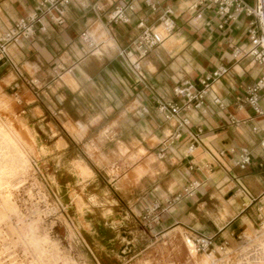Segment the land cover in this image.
Returning a JSON list of instances; mask_svg holds the SVG:
<instances>
[{
  "label": "crops",
  "instance_id": "1",
  "mask_svg": "<svg viewBox=\"0 0 264 264\" xmlns=\"http://www.w3.org/2000/svg\"><path fill=\"white\" fill-rule=\"evenodd\" d=\"M151 2L155 11L143 0H72L61 5L62 22L55 10L39 13L33 34L8 44L9 60L0 61V86L19 97L24 119L35 131L37 148L45 152L41 161L55 171L68 170L73 185L80 179L72 171L74 162L90 171L82 155L91 142L108 159L119 155L123 146L132 152L141 146L151 155L157 151L160 160L148 163V173L131 182L135 200L143 207L139 222L155 239L180 228L192 236L212 237L214 246L226 242L233 247L247 238L264 215L260 146L264 91L259 99L262 114L241 101L264 67L248 55L232 56L235 48L250 47L253 17L231 8L229 18L211 0ZM37 4L38 0H0V36L19 19L34 14ZM118 4L133 6L127 11L128 21L111 20ZM166 9L173 22L170 32L163 30L158 19ZM139 22L162 37L141 60V81L120 57L121 50L131 47L140 35ZM83 32L93 47L83 41ZM216 69L224 72L201 105L163 119L159 102L183 103L173 89L187 82L198 86L203 76ZM34 79L37 83L32 85ZM161 148H165L162 156ZM242 152L251 156L245 168L237 164ZM191 180L199 183L193 195L176 199ZM141 186H147L146 191ZM146 209L149 219L144 218ZM96 211L101 220L88 218L90 231L84 232L99 251L97 264H123L126 256L121 254L131 249L132 241L122 235L131 232L125 221L128 213ZM189 236L193 238L184 237L186 247Z\"/></svg>",
  "mask_w": 264,
  "mask_h": 264
},
{
  "label": "rangeland",
  "instance_id": "2",
  "mask_svg": "<svg viewBox=\"0 0 264 264\" xmlns=\"http://www.w3.org/2000/svg\"><path fill=\"white\" fill-rule=\"evenodd\" d=\"M11 92L0 86V264H97L99 251L84 232L96 210L104 215H113L112 210L128 213L125 221L131 232L122 235L132 241L131 249L121 254L126 256L123 264H264V215L235 246H215L196 257L184 243L192 234L180 228L157 239L149 234L138 220L143 207L131 182L148 173V163L160 160L157 151L151 155L141 146L136 152L123 146L108 159L91 142L82 155L90 171L74 162L72 171L80 179L73 185L68 170L55 171L41 161L45 152L38 150L35 131L24 119L19 97Z\"/></svg>",
  "mask_w": 264,
  "mask_h": 264
},
{
  "label": "built area",
  "instance_id": "3",
  "mask_svg": "<svg viewBox=\"0 0 264 264\" xmlns=\"http://www.w3.org/2000/svg\"><path fill=\"white\" fill-rule=\"evenodd\" d=\"M72 0H38L35 13L28 15L25 18L19 19L14 26L0 36V61L9 60L8 54V44L16 43L21 37L27 38L31 36L34 32V23L39 20L40 14H49L51 10H55L58 13L57 20L62 22L61 17L63 15V8L61 5H67ZM218 4V10L222 13H227L230 18V9L238 13H245L253 17L251 22V27L249 28V42L250 47L248 49L235 48L232 52L234 58H238L241 55H248L257 61L260 65L264 67V0H255L253 5L249 4L246 0H211ZM143 2L149 6L152 10H156V5L151 2V0H143ZM133 6L130 4H118L114 7L111 13V20L118 22H126L129 20L127 11H132ZM38 12V13H37ZM170 14V10L166 9L158 19L165 32H170L173 29L172 20L166 16ZM141 28L140 35L131 43V47L122 49L120 52V57L127 64L129 71L139 80L143 79L141 72V60L147 55V53L156 45H158L162 37L152 31L149 27H146L142 22L138 23ZM83 41L90 47L94 46V42L85 32L81 33ZM14 70L19 73V70L14 66ZM223 70L216 69L205 76H203L198 81V86L193 83L187 82L182 86H177L173 89L175 96L181 97L183 103H178L176 101H161L157 105L158 112L162 115L163 119L170 120L177 117L182 110L195 108L201 105L204 101L206 93L211 88L212 83L217 80L223 74ZM20 74V73H19ZM32 85L37 83L34 79L30 81ZM264 91V71L252 84L246 87L245 96L242 98V102L249 105L255 114H262L263 110L259 104V99L261 92ZM183 124L186 120L181 121ZM260 146L264 153V140L260 142ZM190 146L189 149H192ZM165 148L160 149V156L164 152ZM251 162V156L248 152H242L239 155L237 164L240 168H245ZM199 183L196 180L189 181L182 189L176 193L175 198H181L184 196H192L194 191L198 188ZM149 213L147 209L145 210L144 218L149 219ZM197 254L200 252H205L207 250H213L215 246L213 245V238L210 236L198 234L191 238ZM226 246V242L219 244L220 250H223Z\"/></svg>",
  "mask_w": 264,
  "mask_h": 264
},
{
  "label": "bare ground",
  "instance_id": "4",
  "mask_svg": "<svg viewBox=\"0 0 264 264\" xmlns=\"http://www.w3.org/2000/svg\"><path fill=\"white\" fill-rule=\"evenodd\" d=\"M185 242L187 244L189 253L193 255L192 257L198 256L192 239L190 237H186ZM211 256L212 252L206 254L207 258H211Z\"/></svg>",
  "mask_w": 264,
  "mask_h": 264
}]
</instances>
